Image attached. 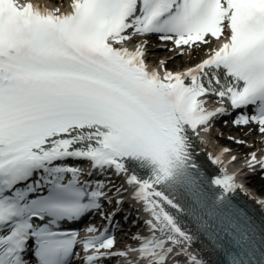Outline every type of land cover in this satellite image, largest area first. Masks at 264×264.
Instances as JSON below:
<instances>
[{
  "label": "snow or ice",
  "instance_id": "1",
  "mask_svg": "<svg viewBox=\"0 0 264 264\" xmlns=\"http://www.w3.org/2000/svg\"><path fill=\"white\" fill-rule=\"evenodd\" d=\"M152 34L176 49L209 37L218 46L194 68L161 75L143 42L125 46ZM209 96L221 106L209 111ZM224 104L251 107L235 123L264 134V0H72L67 12L0 0V264H70L79 233L60 229L113 203L109 173L125 178L117 195L131 187L150 214V235L131 250L143 264H167L174 246L194 239L165 204L223 243L231 264H264V237L228 199L242 187L236 177L212 180L222 193L210 195L194 159L191 134L226 115ZM81 162L100 178L82 181ZM256 165L264 160L252 154L248 167ZM114 247L108 229L85 239L84 264L127 257Z\"/></svg>",
  "mask_w": 264,
  "mask_h": 264
},
{
  "label": "bare ground",
  "instance_id": "2",
  "mask_svg": "<svg viewBox=\"0 0 264 264\" xmlns=\"http://www.w3.org/2000/svg\"><path fill=\"white\" fill-rule=\"evenodd\" d=\"M29 2H32L31 0H29ZM42 2H44L46 5H53L56 6L58 5H65L66 3L70 2V0H67V2L64 4V2L62 0H60L59 2L57 0H42ZM136 38V37H135ZM154 39L150 38V39H143L141 41H138L135 43V45H139L142 42L144 43V48H145V62L148 65H153L155 66L157 69H159L160 71L163 69V66L165 65L163 62H158L157 58H159L161 55L164 54V51L166 49H171L173 52L167 54V60L166 62L168 64H172L173 61H179L182 60V57L180 56L181 53H185L188 56V59L191 60V56L192 54L195 52V47H188V46H184L180 49H176L175 45L171 42V41H167L164 42L160 45H156L154 44ZM155 46V47H154ZM201 47V46H199ZM148 53V54H147ZM208 100V97H207ZM210 101L208 100V103L205 105V107L207 109H209L210 107ZM209 130L208 131H204L203 130V126L201 128L198 129V132L200 133L198 136L195 134H191V139H192V143H194L196 145L197 148L199 149H203L202 153L205 154V156L209 159L210 163L219 171L228 169L231 167L232 164H230V162H234L237 163V166H239L240 168H242L241 171H237V174L239 177H243V173L246 174V168H244V161L242 158L237 157L238 155V148L234 147L235 143L236 144H240L244 141V139H250L252 138V141L255 140V137L257 135H259L257 132L259 131L258 128H252L251 130H249L245 135H241V130L239 128V126H236L234 128H231L229 126H222V128H218L220 131H218V129H216L215 127H211V121L209 123L208 126ZM236 132L237 134H239L240 137L236 138V137H231L228 140H225L223 137V134L225 132ZM261 140H264V136L263 138L261 137ZM248 142H250V140H246ZM204 147V148H203ZM212 147L215 148V152H213ZM219 157L222 161V163H215L214 160L215 158ZM235 158V159H233ZM236 166V167H237ZM112 174V173H110ZM248 184H250L249 186H253L252 182H248ZM255 194L258 195H263L264 197V193H261L259 190H257L255 188ZM254 194V195H255ZM246 199L252 203L255 207H257L263 218H264V205H262L261 203H259L260 201H258L256 198L252 199L251 197H246ZM150 217V215H148ZM151 218V217H150ZM176 248L182 250H185V255H187L188 251L193 254V249L189 248L187 246L186 243H182L178 246H176ZM205 264H212V262L206 260Z\"/></svg>",
  "mask_w": 264,
  "mask_h": 264
},
{
  "label": "rangeland",
  "instance_id": "3",
  "mask_svg": "<svg viewBox=\"0 0 264 264\" xmlns=\"http://www.w3.org/2000/svg\"><path fill=\"white\" fill-rule=\"evenodd\" d=\"M57 1L59 2L60 0H57ZM62 1L64 2L66 0H62ZM203 50L204 49L197 47V49L195 50V52L192 54L193 57L192 56L190 57V58H192L191 59L192 61H190L188 59V56L185 53H183V54L180 55L182 57V60L173 61V63L170 64V65L172 67H175L176 68V67H179V66L184 67L185 65H188L189 62H190L189 64H191V63H193V61H195L202 54ZM171 52H173L171 49H166L164 51V54L160 56L161 57L160 59L167 60V57H168L167 54H169ZM158 60H159V58H158ZM241 132H242V135H244L247 131L245 132V130L243 129V130H241ZM223 137H225L224 138L225 140H228L231 137H236L237 138V137H240V136H237V133H235V132H225L223 134ZM259 139L260 138L257 135L256 138H255V142L260 141ZM248 144H249V142L244 141V144L243 145L236 144V145H234V147H237L238 148V152H239L240 150L245 149ZM259 179H262V178L261 177H255L254 179H251V181L255 185V188L257 190H259L261 193H264V181L263 180H259Z\"/></svg>",
  "mask_w": 264,
  "mask_h": 264
}]
</instances>
